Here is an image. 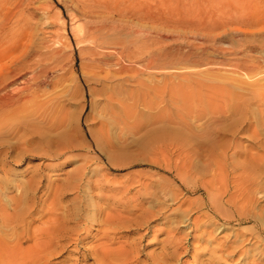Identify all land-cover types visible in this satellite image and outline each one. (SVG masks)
<instances>
[{"label":"rangeland","instance_id":"rangeland-1","mask_svg":"<svg viewBox=\"0 0 264 264\" xmlns=\"http://www.w3.org/2000/svg\"><path fill=\"white\" fill-rule=\"evenodd\" d=\"M94 1L101 7L91 16L115 29L110 39L126 68L114 79L93 68L80 38L84 2L0 0V12L15 14L0 39L22 30L25 55L45 53L54 34L61 43L48 64L58 87H45L40 99L55 90L54 110L36 114V103H26L22 115L0 122V237L13 245L21 230L5 225L3 212L17 217L28 203L46 215L57 204L60 215L88 202L82 243L53 264H94L107 199L121 205L124 225L136 220L117 228L113 248L133 246L140 263L180 246L168 264H264V0ZM112 87L129 109L120 124L123 106L107 107ZM58 112L67 119L55 129ZM79 171L80 190L63 192ZM87 181L97 186L90 193ZM144 211L158 215L137 228Z\"/></svg>","mask_w":264,"mask_h":264},{"label":"bare ground","instance_id":"bare-ground-1","mask_svg":"<svg viewBox=\"0 0 264 264\" xmlns=\"http://www.w3.org/2000/svg\"><path fill=\"white\" fill-rule=\"evenodd\" d=\"M80 1L84 2L83 4L84 14L82 15L84 20L78 30L79 32L80 31L82 32V35L79 34L80 38L82 37L84 41L86 40L88 41V44H90L89 45L90 47L88 49L91 53L90 55H92L91 62L93 63L94 66L93 68L102 71V73H104L105 75L104 78L106 80L110 78L114 79L118 71L126 69L125 66L122 64L123 59L121 61L120 51L118 47L115 46L114 44V40L116 39H114L113 41L112 39H110V37L114 35L116 31L113 27L110 26L108 27L106 25L103 26L104 21L101 18H98L96 15H95L96 17L91 16L94 14V10H98L101 7L98 6L97 1L94 0H80ZM114 8L116 7L110 8V10H112L113 13L116 12ZM14 17L15 14H11L9 11L0 12V34H2L4 30L7 28V26L13 22ZM24 35L25 34L23 33V31L20 30V34L16 36L15 39L13 40L5 39V38L0 39V122L1 123L5 121L7 122L8 120H10V118H13L17 115L19 116V114L22 113V107L26 103L32 104V102H35L37 105V109L34 113L38 114L42 110L45 112L48 111L49 106L51 107L52 110H54L52 106H54L56 102L59 101V96L55 94V90H52V92L49 94V98L47 97L48 99L46 101L42 100L43 101L42 102L40 99L41 98L44 99L46 97V96L44 98L42 97L43 95H45V93L43 95L41 94L42 90L45 87L53 86L54 89L58 87L57 83L52 82L53 79L52 81H49L48 79L49 70L51 69L53 71L52 69L53 66L51 67L48 64H51L49 63L50 61H56L57 58L55 57L58 55L57 52L55 51L56 48L54 49V46L57 45L60 46L61 45V43L59 42L60 40L57 42L56 41L57 36L55 38V34H54V37H52L50 41L48 40L46 44H44V47L42 45L43 47L42 49L45 50V53L38 55L36 54L25 55V52L22 51L24 49V45L21 44V41L25 38ZM58 37L60 38V36ZM161 55L162 54H160V56ZM47 61L48 63L46 64ZM55 64L56 63H54L53 65L57 67L58 64L57 65ZM105 93L108 97L107 107L109 112H113L112 105L115 102H118L122 105L119 99V97L121 96V92L119 91L118 88L115 87L109 88L106 90ZM122 106L123 107L121 109L123 111V115L125 116L121 114L116 116L115 118L116 123L118 122L119 124L122 123L125 117L129 114L128 113L129 109L124 105ZM54 114H55L54 111H52L51 116H53ZM66 119L67 117L65 113L58 112V114H56V116L53 117V127L55 129L62 128L66 122ZM67 148L72 150L75 149V147L72 146L71 144H69ZM79 175H80V171L77 175L74 176L72 175L71 179L66 184V187L62 189V191L64 192L65 190L71 188L74 190L75 189L80 190L81 186L78 185ZM213 184L214 183L210 182L208 183L207 186L210 188L213 187ZM86 186L88 190V191L86 190L87 193H90L97 187L96 183L92 181H87ZM207 188L206 190H208ZM59 194L61 193L57 189L55 192L56 197ZM209 197H210V199H208L210 201V204H208L209 209L215 213L218 212L219 208L216 203V196L212 195ZM102 202H104L105 205H107L105 210L107 211V209H109L108 211L110 212H108L105 215L104 224H103L105 226L101 234L102 237L101 239L104 240L105 242L100 243L98 247L97 245H95L96 247L93 248V249L96 248L95 251L96 258L94 257L95 259L94 264H148L149 261H150L149 264H168L167 262L168 260L175 261L177 259V256L179 255V251L181 250L180 246L179 248H176L174 252L171 253H166L165 252L166 249H164L165 253L162 252L160 256L158 255L159 257L156 256L157 258L147 259L141 263L137 259L138 256H136L135 253L133 252V246L122 245L119 248L118 247L113 248V246L116 244V237L114 236H116L115 231L117 230V228L122 229L125 227H131L132 225H134V222L136 220L135 221L133 219L128 220L129 224L124 225L122 222L123 216L121 215V213L119 214L115 213L116 208L121 207L119 202L115 201L112 204L107 199L102 200ZM37 204L38 202L36 203V205ZM89 206L91 205H89L88 202H85V204L81 202L78 205L69 206V208L63 210V212L59 215L58 212L60 208H58L59 206L57 204H54L52 205V207L51 206L49 207L48 212L46 213V215H44L41 211L42 209L38 210L36 209L35 205L30 206L27 203V208L24 207V211H22V213L20 211L19 213L21 214H19L17 217L15 216L16 218L13 217V215L12 217H8L6 215L7 213L3 212L2 217H4V224L8 225L10 222L17 223L18 225L21 226V230L20 233H18L15 236L17 242L15 241V244L13 245L8 244L9 241L8 239H5L4 237H0V264H53L54 257H56L57 255H62L64 252L68 250L70 246H73V244L77 245L79 248L78 245L79 242L82 243L83 241L79 235L82 232L79 233V230L82 229L83 226L86 224L85 222L88 221L89 216L84 215V212ZM92 210H94L95 212L103 211V209L99 208V206L97 205L96 206L93 205ZM105 210L104 212H106ZM121 212L124 213L123 211ZM34 213H39L41 215L38 217V219L37 218L32 219L31 217ZM157 215L158 214L152 213V211L150 212L144 211L141 218L142 220L140 222L139 221L136 222L137 228L144 226L145 224H147L148 219L150 218L152 219L153 217L155 218ZM44 216H48L47 222L42 225L41 222L39 226H36L39 220H41L42 218L44 219ZM26 217L32 220H30V222H27L25 220ZM125 222H127V220ZM72 224L75 225V227H71L70 225ZM94 225L96 226L97 224ZM76 232H77V239H73V235ZM175 244L176 243H174V245ZM78 250L79 252L82 251L88 252L84 248ZM247 260L248 258H244V257L242 258V261H247Z\"/></svg>","mask_w":264,"mask_h":264}]
</instances>
